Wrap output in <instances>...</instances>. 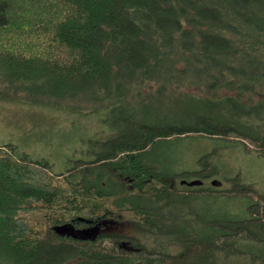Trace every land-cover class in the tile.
Returning <instances> with one entry per match:
<instances>
[{
    "label": "trees",
    "instance_id": "trees-1",
    "mask_svg": "<svg viewBox=\"0 0 264 264\" xmlns=\"http://www.w3.org/2000/svg\"><path fill=\"white\" fill-rule=\"evenodd\" d=\"M26 94L116 128L60 174L0 145V264H264V193L203 187L213 151L150 158L189 136L264 156V0H0V100Z\"/></svg>",
    "mask_w": 264,
    "mask_h": 264
},
{
    "label": "rangeland",
    "instance_id": "rangeland-1",
    "mask_svg": "<svg viewBox=\"0 0 264 264\" xmlns=\"http://www.w3.org/2000/svg\"><path fill=\"white\" fill-rule=\"evenodd\" d=\"M27 96L24 102L0 100V145L10 144L16 154L45 162L52 173L68 171L77 160L87 161L93 154L91 146L116 128L101 124L93 114L77 115L70 108H63L56 98L50 104ZM212 151L207 161L217 169V175L203 179V187L217 179L224 184L218 189H224L229 185L225 179L238 177L258 193H264V156L238 143L189 136L154 147L150 158L165 159L169 165L175 163L178 171L192 172L198 170V160ZM194 177L193 173H183L177 182L197 179ZM107 228L126 233L132 230L125 223L110 224Z\"/></svg>",
    "mask_w": 264,
    "mask_h": 264
},
{
    "label": "water",
    "instance_id": "water-1",
    "mask_svg": "<svg viewBox=\"0 0 264 264\" xmlns=\"http://www.w3.org/2000/svg\"><path fill=\"white\" fill-rule=\"evenodd\" d=\"M180 184H183V185H186V186H200L202 184V181L199 180V179H193V180H190V181H185V180H182L180 181ZM209 185L212 186V187H220L221 185V182L217 179H211L209 181Z\"/></svg>",
    "mask_w": 264,
    "mask_h": 264
}]
</instances>
